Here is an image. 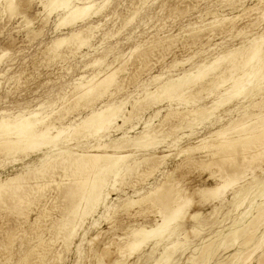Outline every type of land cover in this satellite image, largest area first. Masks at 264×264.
Returning <instances> with one entry per match:
<instances>
[{"label":"rangeland","instance_id":"obj_1","mask_svg":"<svg viewBox=\"0 0 264 264\" xmlns=\"http://www.w3.org/2000/svg\"><path fill=\"white\" fill-rule=\"evenodd\" d=\"M94 1L100 4L106 0ZM108 2L110 4H107L105 11L100 13L101 15L93 14L85 23L64 26L59 30L57 23L59 24L63 12L46 16L48 12L40 0H14L15 6H17L14 12L8 10L5 1H0V119L3 116H13L20 112L36 111L42 116H47L49 120L57 122V126L69 128L70 125L75 127L83 118L101 106L122 101L127 102L125 115L129 116L127 111H132L135 100L145 95L147 86L155 87L157 82H152L153 77L163 76L165 79L180 76L186 71H196V67L212 63L216 58L231 53L226 59L224 58L212 67L214 70L208 74V77L199 80L196 86L191 88V93L195 92L197 95L191 94L187 95L188 98H184L190 99L191 104L211 107L220 91L216 89L218 92L214 95H209L206 92L198 94V90L208 82L210 76L220 73L221 69H224L221 80L225 79L224 81L228 82L224 88L232 87L234 84L231 77L233 75L237 77L239 73L237 74L235 66L232 69L227 67L235 60L233 55L236 56L237 53L242 52L243 56L237 57L234 64L239 63L240 60V62L247 60L244 51L252 43H257L256 48L260 46V54L247 70H251L249 72L257 71L259 68L257 62L264 58V0H108ZM127 18L129 20L126 21ZM226 18H230L227 23L223 22ZM217 20L221 23H217ZM123 21L129 22L123 23ZM90 25L95 28L88 29L87 27ZM29 29L30 31L27 32ZM78 32H82V35L85 33L83 35L85 38L87 36L88 41L85 44L81 45V42H75L73 39L74 41L70 40V43L63 45L60 50L56 48V51L52 46L59 38L72 39V36ZM50 48L51 51H49ZM80 48L82 50H79ZM60 55H63L64 59L60 58ZM112 69H117L118 78L117 82L109 87L106 94L101 97L90 95V98L87 96L89 99L80 97L82 89L77 88L79 82L90 83L94 77L101 78ZM263 73L264 66L255 78L245 74L241 79L242 84L249 80L253 82H250L246 88L247 91L258 81H262L256 96L245 99L241 95L232 99V103L214 111L211 122L204 123L200 127L197 126L193 131L185 128L178 132L179 125H185L183 118L187 116L185 115L187 113L182 115L177 112L178 109L179 113L184 112L185 106L181 100L166 98L158 104L146 105L147 108L144 106V111H134L135 115L132 116L128 127L130 129L132 125H135L137 128L131 135L135 136L137 132L143 131L146 122L151 119L153 121H150V124L152 123L150 127L156 129L155 131L165 132V134L160 132V137L165 138L169 145L173 144L178 137L182 139L179 141L178 147L172 149H168L167 145H162L149 151H123L131 155L126 160L130 163L134 159L143 160L146 155L150 154H154V156L169 155V157L165 159L160 171L146 181L135 172L138 168L133 172V175L122 177L123 179L127 177L126 182L122 178L119 179L118 186L107 190L110 193V199L107 202H102L95 212L88 214L84 220L81 217L77 219L78 229L76 228V235L69 243L65 240L64 234L66 235V231L70 229L74 216L69 213L68 208L79 203L80 199L79 196L76 198V196L67 195V192L72 188H78L77 175L81 176V172L73 173L68 165L60 164L61 166H59L58 164L60 162L71 163L72 156L60 159L59 163L53 162V165H47L50 170L46 166L43 167L46 173L42 169L41 161L48 154L59 157V152H53L55 149L53 144L40 151L28 150L10 158L0 156V180L5 181L18 174L25 175L27 173L25 176L30 181L26 177L24 178L25 190H31L34 184L36 186L44 184L46 189L32 196L33 202L27 209L25 205L17 206L16 201L13 202L12 198L6 199L0 205V264H18L25 252L35 247L40 241L45 244L54 242L52 248L59 258L52 264H154L161 259L165 247L168 245L171 247L177 242L179 246L169 249L170 251L167 252L172 256L168 264H259L264 253V243L260 244L259 234L264 233V225L261 226L258 235L254 238L249 237L248 230H242L249 221L257 222V209L264 205V162L260 163L262 169H258L254 173L249 172L246 181L243 180L235 189L228 190L225 199L218 201L212 197L206 198L201 195L202 190L216 187L219 182L216 177L219 173L216 167L209 169L199 164L202 160H206L205 158L209 159L207 152L200 151V153L184 154L183 156L182 153L180 155V151L183 148L197 145L198 140L222 129L231 121L242 118L244 110L241 109L239 113V106L245 108L248 105L246 108L252 115L260 114L261 111L264 115L263 108L261 110L254 108V104L264 97ZM158 111L160 113L157 115ZM166 118H170L172 122L168 119V123ZM119 123L122 124V121ZM169 128L177 130V132L168 133ZM68 131L70 130H66V134L64 133L57 142L58 147L72 150L75 154L80 153L81 149H85L88 146L87 142L94 144L98 141L99 135H87L84 138L78 132L70 134ZM123 133V131L113 132L111 138L122 137ZM191 133L192 135L188 137L187 135ZM103 140L107 142L109 139L104 138ZM189 158L195 161H189ZM28 170L30 171L28 172ZM53 170L54 172H52ZM76 173L78 174L76 175ZM214 173L216 175L212 176ZM83 174L85 175L84 172ZM39 176L40 178H38ZM34 177L37 179H33ZM168 180H170L169 185L174 181L172 186L176 188L180 186L178 191L183 196L185 195L188 203L190 202L187 203L188 207L180 220L173 225L174 232L170 237H167L166 234L164 238L150 241L148 245L131 256L129 254L121 255L118 249L123 246L131 230L143 226H154L161 219L158 208L143 203V205L126 209L123 206L125 201L133 196L139 198ZM137 183L138 185H136ZM57 188L59 191L56 190ZM136 191L139 193L136 194ZM36 197H38L37 200ZM44 208L48 212L42 214ZM84 211L88 212L85 207ZM238 232H240L239 239L233 243L234 234ZM9 235L13 237L8 238ZM259 244L261 247L255 250ZM31 256L30 264H41L37 259V254ZM162 264H165V261Z\"/></svg>","mask_w":264,"mask_h":264},{"label":"bare ground","instance_id":"obj_2","mask_svg":"<svg viewBox=\"0 0 264 264\" xmlns=\"http://www.w3.org/2000/svg\"><path fill=\"white\" fill-rule=\"evenodd\" d=\"M0 1L6 2V4H7L6 7L8 8V10H10L11 12L15 11V8L17 6H15L14 0H0ZM40 1L44 5V8L46 9V11L48 12L47 15L45 14L46 16L52 15V14L54 15V13L60 12V11L63 12L60 19H59V24L57 23V27L59 28V30H60V28H62L64 26L65 27L68 25L71 26V25L78 24L80 22L85 23L90 17H92L93 14L94 15L100 14L106 8L107 4L109 3L108 0H106L105 2L100 3V4L95 3L94 0H40ZM137 8H135V9L137 10ZM141 8H139V9H141ZM45 9H43V10H45ZM131 11H133V10H131ZM5 12H7V11H5ZM14 14H16V13H14ZM134 14H135V12H134ZM121 15L123 16V14H121ZM125 15L127 16V14H125ZM128 18L126 19V21L130 19V18L129 19ZM135 18H137V17H135ZM214 18H216V17H214ZM229 19L226 18V19H224V20L222 19V20H223V22L226 21V23H227V20L229 22ZM43 21L45 22V20H43ZM46 21H48V19H46ZM120 21H121V19H120ZM126 21L125 22L123 21V23L129 22V21L128 22H126ZM130 21H131V19H130ZM25 22H28V21H25ZM121 23H122V21H121ZM217 23H221V22L217 20ZM29 25H30V23H29ZM92 27L95 28V26H93V25H90L87 28L91 29ZM218 27H217V29H218ZM210 29H214V28H210ZM29 31H30V29L27 32H29ZM32 31H34V30H32ZM210 32H211V30H210ZM87 34H88V31H87ZM83 35H82V32H78L72 36V39L71 38H69V39L68 38H59L57 41H55V43L53 42L54 45L52 43L51 44H52V46H54L56 51H57V49L60 50V48L63 45H65V44L67 45L68 43H70V40H73V39H75V42H77V41L79 43L81 42V45H83L88 41L87 36H86V38H87L86 39L85 36H83ZM30 37H32V36H30ZM93 38H94V36H93ZM33 39H34V37H33ZM91 40H92V38H91ZM178 43H176V44H178ZM256 45H257V43H252V44H250V46L248 48H246L247 50L244 51V53L247 55L246 56L247 60H243L242 62H240L241 61L240 60L239 63L237 62L238 64L236 63L237 65L234 64L235 60H237L236 59L237 57H242L243 53L240 52V53L235 54L236 56L233 55L235 60L234 61L232 60L233 62L230 63L229 67H227V68L232 69L235 66L237 68L236 69L237 74L238 73H239V75L241 73L242 74L240 75V78H239V75L237 77L234 75L231 77V81L234 84L232 87H230L228 89L224 88V85L228 83L227 81H224L225 79L221 80L222 79L221 77L223 76V73H224V69L223 70L221 69L220 73H217V74L214 73L212 76L209 77L208 82L205 85H203L202 87H200V90H198V94H203L204 92H206L209 95H214L216 92H218L216 89H218L220 91L216 101L213 103V105H211V107H202L200 105H194V103L193 104L190 103V101H189L190 99L186 100L184 98H186L187 95L190 96L191 94L197 95V93H195V92L191 93V91H190L191 88L196 86V84L198 83L199 80H203L204 78L208 77V74L211 73L212 70H214V68L212 69V67H214L215 64H218L224 58L226 59V57L230 56L231 53H229L228 55L216 58L215 61H213L212 63L208 64L206 62L207 64H202L201 66L196 67V71L195 70L194 71L193 70L186 71L185 73H183V75H180V76L165 78V79L163 78V76L153 77L152 82L153 83L155 81L157 82V83L155 82L156 83L155 87H153V88H149L148 86H147V88L145 87L146 88L145 95L143 97H140L137 100H135L133 107L131 106L132 111H127L129 116L125 115V112H126L125 106L127 105V102H125V101H122L119 103L113 102V103L108 104V105L105 104V105L101 106L99 109L92 111L86 118H83L81 120V122L79 124H77L75 127L70 125L69 128H66L64 126H57V124H56L57 122L49 120V118H47V116H42V115H40V113H38L36 111H28V112L27 111L26 112H20L19 111L20 113L17 115L3 116L0 119V156L10 158V157H13L19 153L21 154V152L25 153V151H28V150L40 151L44 147H46L50 144H53L55 147L53 152H55V153L59 152L58 153L59 157H55L54 155L48 154L46 156V158L41 161L40 164H42V169H43L44 173H46V171L44 170L43 167H45V166L48 167L47 165L52 164L53 162L59 163L58 161L60 159L65 158L66 156L67 157L72 156L73 159H72L71 163L60 162L58 164L59 166H61L60 164L68 165L69 169H71L70 171H72L73 173L74 172H81V176H78L77 175L78 173H76V175H77V182L76 183L79 184V185L77 184L78 188L73 189L71 186L72 189L67 192V195L69 194L73 197L76 196V198H77V196H79V199H80V201L78 200L79 203H76L75 205L68 208L70 210V211L68 210L69 213L73 214V216H74L73 222L70 221L71 219L68 220L71 222L70 227H69L70 229L67 230L66 228H64L67 230L66 231L67 234L66 235L64 234L65 240L69 243V241H71L73 239L74 235H76L75 232L77 231V229H78L77 226L79 225V222H76L77 219L81 217V219L84 220V217H86L88 214H90L92 212H95V210L98 208V206L102 202L103 203L107 202V200L110 199L109 198L110 193L107 190H109V188H111V187L114 188L117 185V183H119L118 182L119 179H121L122 177L124 178L125 176H128V175L129 176L133 175V172L136 170V168H138L135 172L137 174H139L138 176H140V178L142 177V179L144 181H146L147 179L154 176L156 174V172L160 171L162 164H164V161H166L165 159L169 157V155L154 156V154H150V155H146L143 160H135L134 159V161L132 163H130V162H126V160L131 155L129 153H125L123 151H125V150L131 151V152L132 151L133 152L149 151L150 149L159 148L162 145H167L168 149H172V148H175L176 146L178 147V143L182 139V138L178 137L177 140L174 141L173 144L169 145V143H167L165 138L160 137L161 131H155L156 129L154 130L150 127L152 125V123L150 124V121H153L151 119L149 120V122H146V125L144 126L145 128L143 127L144 128L143 131L137 132L135 136L131 135L133 132H135V130L137 128V127H135V125H132L130 127V129L128 127V125L130 124V122L133 118L132 116L135 115L134 111L140 112L141 110H143L144 106L146 107V105L158 104L159 102L163 101L166 98L173 99V100L176 99V100H181L183 102V105L185 106L183 108L184 112L179 113V109H178V111H177L178 114L183 115V113H187V114H185V115H187L186 118H183L185 125L180 124L179 125L180 128L177 125L178 132H179V130L183 131L185 128H189L191 131H193L195 127H197V126L200 127V125H202V124L204 125V123L211 122V119L213 117L212 115H213L215 110L218 111L221 107H224V106L232 103L231 102L232 99H235L236 97H240L241 95H243L242 97L245 99L253 98L254 96L257 95L258 91L260 90V85H261L262 81H258L248 91L246 88L250 85L251 80L246 81L243 84L241 82V79L243 78V76L245 74L248 77L255 78L257 73H259V71L261 69L263 70L264 58L259 59V62H257L258 66H259L257 71L249 72L251 70H249V71L247 70L248 67L254 62V60L256 61V59L259 57L260 46L258 45L259 47L256 48L257 47ZM75 46H77V45H75ZM81 47H83V46H81ZM72 48H74V47H72ZM77 48H79V47H77ZM255 48H256V50H255ZM65 50H66V48H65ZM79 50H82V49L80 48ZM2 51H5V50L2 49ZM49 51H51V48ZM67 51H65V52L67 53ZM45 53H46V51H45ZM248 53L249 54L252 53V54L249 55ZM51 54H52V52H51ZM57 55H59V54H57ZM72 55H74V53H72ZM53 56H54V54H53ZM53 56L51 55V57H53ZM62 56L60 55V58ZM57 57H59V56H57ZM229 58H231V57H229ZM62 59H64V58L62 57ZM55 60H56V58H55ZM245 71H246V73H245ZM117 76H118L117 69L116 70L112 69L109 72H107L105 75H103L101 78H97V76L94 77L90 81V83L83 84V83L79 82L78 83L79 86H77V88L82 89V91H81L82 94L80 93L81 94L80 97L86 98L87 96L90 97V95H93L95 97L103 96L104 94H106L109 91V87L113 86L117 82V78H118ZM82 78H84V77H82ZM251 83H253V82H251ZM116 86H114V87H116ZM77 88L75 87V89H77ZM78 89H77V91H78ZM176 92H178V93L176 94ZM95 97H94V99H95ZM81 98H80V100H82ZM191 98H192V96H191ZM205 99H207V98L205 97ZM65 100H67V99H65ZM95 100H97V98ZM77 105H78V103H77ZM87 105L90 106V104H87ZM42 106H40V107H42ZM246 107L245 108H243V107L241 108V106L238 107V112L241 109L244 110V114H243L242 118L233 120L230 122V124L223 127L222 129L216 130L211 135L206 136V137L198 140L197 145L189 146L188 148H183L180 151V155L182 153L183 156H184V154L190 155V154H193L196 152L200 153V151H204L205 153L207 152V154H208L207 157H209V159L207 160V158H205L206 160H202L199 164L205 168L211 169V168L216 167L218 169L219 173L217 175H216V173H214L212 175V176L216 175V177L219 179L217 186L202 190V192H201V195H203L206 198L212 197L213 199L218 200V201L225 199L226 192H228V190H230V189H235L238 185H240L242 183L243 180L246 181L249 172L254 173L258 169L259 170L262 169V166H261L262 164H260V163L264 162V115H263L262 111L260 114L252 115L249 113V110ZM137 108H138V110H137ZM146 108H145V110H146ZM254 108L255 109L260 108V110H261V108L264 109V97L261 99V101L254 104ZM43 112H45V111H43ZM159 113L160 112L158 111L157 115ZM68 115H70V114H68ZM67 117H65V118L67 119ZM173 117H172V119H174ZM52 118H54V117H52ZM58 119H60V118H58ZM168 119L171 120L170 118H168ZM168 119L166 118V121ZM62 120L64 121V119H62ZM119 121H122V124H120ZM60 122H61V120H60ZM171 122H172V120H171ZM163 123H166V122H163ZM168 123H167V125H168ZM176 124H178V123H176ZM181 125H182V127H181ZM155 126L157 127V125H155ZM183 126H185V127H183ZM161 128H162V126H161ZM66 130H70V131H68V133L70 132V134H74L75 132H78L80 134V136H83L84 138H86L87 135L88 136L89 135H93V136L99 135L98 141L94 144L91 142H87L86 145H88V146L85 149H81L80 153L75 154L72 150H69V149H66L63 147H61V148L58 147L57 142L61 139V137L63 136V134L65 133ZM169 130H170V128H169ZM118 131H123L124 135L122 137H119V138H111V134L113 132H118ZM171 132L172 133L177 132V130L172 129L168 133H171ZM168 133H166V134L168 135ZM162 134H165V132H163ZM102 135H106V136H102ZM191 135H192V133L190 135L188 134L187 136L189 137ZM172 136H173V134H172ZM75 137H77V136H75ZM104 138L109 139V140L107 142H105L103 140ZM66 141H68V140H66ZM27 154H28V152H27ZM188 160L189 161L190 160L195 161V160H192V158L191 159L189 158ZM66 163H68V164H66ZM190 163H193V162H190ZM187 166H189V165H187ZM56 167H57V165H56ZM64 168H66V167H64ZM48 169H49V167H48ZM59 169H63V168H59ZM31 170H33V169H31ZM29 171L30 170H28V172ZM41 171H39V172H41ZM52 172H54V170ZM57 172H58V169H57ZM83 172L85 173V175L83 174ZM47 174H50V172H47ZM64 174H66V173H64ZM25 175L24 174H18L15 177H10L5 181L0 180V205H2L3 202L6 201V199L9 200V198H12L13 202L16 201L15 204L17 206L18 205H22V206L25 205V208L27 209V207L33 202L32 196H35L37 193H40L43 189H45L44 184L43 185L38 184L37 186L34 184L36 186L35 187L31 182H29L30 181L29 178H27ZM40 175H42V174L40 173ZM76 175H73V176H76ZM25 177L29 180L28 182L33 185V187H31L32 188L31 190H25V187L23 186V184H24L23 180L25 181V179H24ZM38 178H40V176ZM50 178H48V179H50ZM55 178H57V176ZM123 178H122V180H124L126 182L125 179L127 177L125 179H123ZM213 178H215V177H213ZM252 178H253V176H252ZM33 179L36 180L37 177L36 178L34 177ZM33 179H31V180H33ZM127 180H129V179H127ZM62 181H64V180H62ZM173 182L174 181H172V184L169 185L170 180H168L166 182H163L161 185L152 188L145 195H143L139 198H135L133 196V197H129L125 201V204L123 206L126 209H130L134 206L137 207V205H143V203L149 204L153 208L154 207L156 209L158 208V213L160 214L161 219L158 222L156 221L157 223L154 226H150V227H144L143 226V227H139V228H135V229L131 230L129 236L125 239V242L123 241L124 242L123 246H120L118 249V252L121 255L129 254L131 256V255L135 254L136 252L140 251V249L145 247V245H148V243L150 241L158 240L160 238H164V236L166 234H167V237H170L172 235V233L174 232V229L172 230L173 225L180 220L182 214L186 210V207H188L187 206L188 201L184 197L185 195L183 196L178 191V188L180 186L178 188H176L175 186H172L174 184ZM132 183H131V185H132ZM175 184H176V182H175ZM133 185H135V184H133ZM136 185H138V183ZM29 186H31V185L29 184ZM48 186H49V184H48ZM26 188H27V186H26ZM56 190H58V188ZM106 191H107V193H105ZM46 192L48 193V191H46ZM137 193H139V192L136 191V194ZM37 198L38 197H36V200H37ZM201 199H203V198H201ZM34 203H35V201H34ZM46 204H47V202H46ZM43 205H44V203H43ZM64 205H65V203H64ZM84 207H85L86 211H88V212L84 211ZM1 208H3V207H1ZM149 209H151V208H149ZM156 209H155V211H156ZM13 210H14V208H13ZM46 212H48V210H46L44 208V210L42 211V214H45ZM82 212H85V213H82ZM256 218H258L257 222H255V220L249 221L246 224L244 230H242V231L248 230L249 231L248 233L250 234L249 235L250 238H254L256 235H258V232H259L261 226L264 225V205L261 206L259 209H257ZM64 223H66V222H64ZM34 232H37V231H34ZM239 234H240V232L234 234L233 243H235L239 239L238 238ZM259 236H260L259 242H261L260 244L264 243V233L259 234ZM10 237H13V236L9 235L8 238H10ZM52 237H50V238H52ZM58 237H57V240H58ZM55 241H56V239H55ZM248 241H249V239H248ZM53 243L51 242V244H50L47 242V244H45L43 241H40V243L37 244L35 247H33V248L29 249L27 252H25V254L22 256V258L20 259L18 264H30V261L32 259V256H31L32 254L33 255L37 254V256H38L37 259L39 260V263L41 262V264H52V263H54L59 258V256L56 254V251H53V248H52ZM177 243L172 245L171 247L169 245L167 247H165L164 251L162 252L161 259L154 264H162V262H164V261H165V264H168L170 262L172 256L168 255L167 252L169 249H172V248L175 249L177 246H179V243L178 244ZM260 244H259V246H257V248L255 250H257L261 247ZM30 245H32V244H30ZM31 252H32V254H31ZM250 257H251V255L249 256V259H250ZM259 264H264V253H263V259L260 260Z\"/></svg>","mask_w":264,"mask_h":264}]
</instances>
